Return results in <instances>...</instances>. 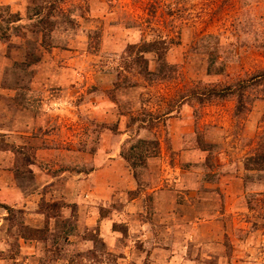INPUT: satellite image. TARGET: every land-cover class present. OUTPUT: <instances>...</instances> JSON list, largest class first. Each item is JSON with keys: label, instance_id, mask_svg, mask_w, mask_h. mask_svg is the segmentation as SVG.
Masks as SVG:
<instances>
[{"label": "rangeland", "instance_id": "rangeland-1", "mask_svg": "<svg viewBox=\"0 0 264 264\" xmlns=\"http://www.w3.org/2000/svg\"><path fill=\"white\" fill-rule=\"evenodd\" d=\"M5 169L0 264H264V0H0Z\"/></svg>", "mask_w": 264, "mask_h": 264}, {"label": "crops", "instance_id": "crops-1", "mask_svg": "<svg viewBox=\"0 0 264 264\" xmlns=\"http://www.w3.org/2000/svg\"><path fill=\"white\" fill-rule=\"evenodd\" d=\"M3 172H4V175L2 177H0V187L2 188L1 189L2 191H0V192H10V191L15 192V191H17V187H19L18 184H16L15 181L14 182H12L11 180L7 181V178L10 179V175H6L9 172V170L5 169V170H3ZM10 172H9V174H10ZM4 176H6V178H4ZM14 179H16V178L14 177ZM10 193H12V192H10ZM8 205L11 207H14V205H12V204H8Z\"/></svg>", "mask_w": 264, "mask_h": 264}, {"label": "trees", "instance_id": "trees-1", "mask_svg": "<svg viewBox=\"0 0 264 264\" xmlns=\"http://www.w3.org/2000/svg\"><path fill=\"white\" fill-rule=\"evenodd\" d=\"M152 48V49H151ZM154 49H160L159 47V44L158 43H149L148 45H145L144 46V50L148 51V52H152ZM161 60H163L165 63H166V60H165V54L162 53L161 55ZM142 61V60H141ZM143 61L146 63L147 67H148V61L145 60L143 58ZM142 62V63H144ZM210 96H214V97H217V96H220V93L218 91H216L215 89L211 90V93H210Z\"/></svg>", "mask_w": 264, "mask_h": 264}]
</instances>
